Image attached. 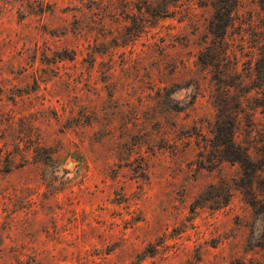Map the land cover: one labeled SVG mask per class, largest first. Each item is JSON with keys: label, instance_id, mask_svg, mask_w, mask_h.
Listing matches in <instances>:
<instances>
[{"label": "rangeland", "instance_id": "1", "mask_svg": "<svg viewBox=\"0 0 264 264\" xmlns=\"http://www.w3.org/2000/svg\"><path fill=\"white\" fill-rule=\"evenodd\" d=\"M214 2L0 0V264H264V0L228 37L254 181L215 148Z\"/></svg>", "mask_w": 264, "mask_h": 264}, {"label": "trees", "instance_id": "2", "mask_svg": "<svg viewBox=\"0 0 264 264\" xmlns=\"http://www.w3.org/2000/svg\"><path fill=\"white\" fill-rule=\"evenodd\" d=\"M239 7L238 0H215L214 13L209 25V32L215 40V55L210 59L206 52H202L199 61L201 66L211 67L218 73L217 81L220 86L218 97L220 99L214 132L217 142L215 148L222 161L239 164L249 180L254 181L262 172L255 158L257 150L253 152L251 141L245 144L238 141V130L243 118L239 115V109L244 102V99L239 98L238 95L248 84L246 77L239 72L240 61L231 49V43L228 40L230 28L236 26ZM231 58H234L232 67L227 70L222 69L221 65L230 62ZM228 78L235 79V82H228ZM252 90L253 88H250L249 92ZM261 155L259 159L264 160V153Z\"/></svg>", "mask_w": 264, "mask_h": 264}]
</instances>
